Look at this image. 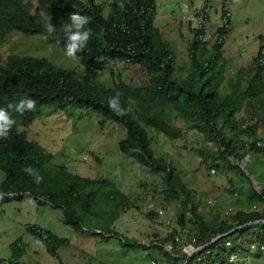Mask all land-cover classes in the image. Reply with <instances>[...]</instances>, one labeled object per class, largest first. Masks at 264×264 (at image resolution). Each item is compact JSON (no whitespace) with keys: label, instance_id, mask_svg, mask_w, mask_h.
Masks as SVG:
<instances>
[{"label":"trees","instance_id":"trees-1","mask_svg":"<svg viewBox=\"0 0 264 264\" xmlns=\"http://www.w3.org/2000/svg\"><path fill=\"white\" fill-rule=\"evenodd\" d=\"M59 1L87 8L78 0ZM91 13L99 24V31L93 37L90 44L92 51L84 61L88 63L105 58L140 65L146 72L148 82L132 85L120 81L117 87L112 88L95 85L93 93L74 80L72 73L65 72L47 80L37 78L31 86L32 90L37 94L50 95L62 105L72 102L91 108L106 119L123 125L127 133L119 142L120 150L149 167L151 172L162 174V207L154 206L148 215L155 219L161 216V222L166 224V220L170 219L163 209L168 207L164 204L166 201L176 208V227L173 229L171 224L166 225L171 231L165 236L154 233L142 241L130 238L111 226L118 216L111 207L123 208L129 201L127 195L106 177L76 175L70 178V182L66 181L62 175L47 171L49 161H44L42 168L37 170L43 177L39 184L32 175H24L21 168H4L5 178L0 191L4 195L0 205L27 197L46 201L55 208L63 209V222L72 230L107 241L114 238L117 240L114 245L123 252L137 247L145 250L152 248L154 251L150 255L156 264H159V260L166 264H177L186 259L187 255L179 252L175 246L179 225L183 232L191 225L189 234L197 237V244L209 246L204 250L202 260L190 259L188 264H230V255L239 257L247 254L246 251L253 256H264V186L252 181L249 177L251 173L248 175L242 166L248 152L264 156V44L260 45L250 63L237 66L235 71L229 73L230 64L222 57L221 43L208 49L194 40L188 50V58L181 60L183 62L179 65L171 42L153 30L146 18L145 14L149 11L136 9L123 0L122 3H115L109 19L99 15L98 7L93 8ZM139 19L144 34H136ZM117 93L120 94L117 105L127 110L126 115H117L109 108L110 98ZM129 100H135V104ZM148 127L171 141L183 137L189 130L200 131L206 140V147L198 150L202 164L209 171L215 169L212 172L215 173L216 169L220 172L222 162L227 161L230 169L232 167L247 175L248 182L244 176H240L246 182L241 190L229 177L227 191L233 197L243 198L239 200L241 204L251 202L261 207V211L241 207L233 215L210 220L211 217L202 212L197 190L184 180L175 160L165 158L152 148ZM17 137L18 134H13L10 141ZM209 143H213L215 148ZM10 155H17V150L0 139L1 167L5 165L1 158L6 159ZM29 166L34 169L33 165ZM53 170L60 168L54 167ZM162 210L164 214H161ZM107 214L110 215V222L100 225L99 221ZM29 232L43 242L48 253L59 264H65L58 251L68 244L66 238L45 229L31 228ZM225 240L232 241L231 250L225 248ZM156 246L158 251H155ZM11 247L15 256L23 253V245L18 241L13 242ZM207 250L210 252L207 253ZM157 254L159 256H154ZM0 264L21 263L0 258Z\"/></svg>","mask_w":264,"mask_h":264},{"label":"rangeland","instance_id":"rangeland-1","mask_svg":"<svg viewBox=\"0 0 264 264\" xmlns=\"http://www.w3.org/2000/svg\"><path fill=\"white\" fill-rule=\"evenodd\" d=\"M99 1L108 5L114 0ZM194 3L195 7L204 6V0H194ZM222 9V0H211L206 37L208 49L212 47L213 33L222 25ZM227 11L230 13V27L222 54L230 64L229 73H232L237 66L250 63L260 45L264 44V0H232L227 6ZM161 12V21L158 17L157 21L162 30L179 33L184 32V29L188 30L190 25L195 26L193 11L187 0L164 2L158 0V14ZM164 34L166 36V32ZM16 35L19 37V44L15 47L16 53L45 56L58 65L81 70L78 57L72 59L61 47L46 44L42 35ZM192 40L193 33L189 31L185 32L183 38L174 37L168 40L176 50L179 65L187 59L186 55L180 54L179 44L182 42L190 44ZM8 50L9 46L2 48L4 54ZM113 64L123 74L125 81L133 84L148 82L146 72L140 66L120 62ZM97 74V82L106 87L112 86L119 78L118 73L111 77L112 68L108 65L105 71H97ZM130 103L135 104V100H131ZM42 109L43 114L23 128L28 132L29 138L41 141L48 150L53 151L54 163L64 164L70 171L82 176L106 177L129 197L123 208L111 207L112 212L118 214L111 223L112 227L130 238H138L141 241L154 233L165 236L171 231L170 227L161 222L163 220L161 216L155 219L148 215L154 206L162 207L160 205L163 201L160 191L163 186L162 174L151 172L149 167L141 165L120 151L119 142L127 133L123 125L107 120L103 115L92 110L74 106H70L65 111L55 110L49 105L43 106ZM147 131L152 137V148L165 158H173L178 168L182 170L184 180L191 188L197 190L203 206L202 212L211 217L210 220L233 215L241 207L260 211V207L254 208L255 204L251 202L241 204L239 200L243 198L233 197L227 191V187L230 177L238 189H243L242 186L246 182L240 178L241 175L247 179V182L250 177L252 181L264 186V156L254 152L247 153L248 157L243 160L242 166L248 175L251 173L249 177L232 167L230 169L227 161L222 162L220 172L216 169V172L212 173L202 164V157L198 153L199 149L206 147V140L200 131L189 130L183 137L173 141L150 127ZM209 144L215 148L213 143ZM3 177L4 174L0 169V183ZM164 202L168 207L163 209L171 217V226L174 229L176 208ZM112 212L110 214H113ZM187 217L192 218L190 214H187ZM109 222L110 215L107 214L99 224L107 225ZM28 224H35L68 240V244L58 251L65 264L152 263L150 255V252L154 251L152 248L145 250L137 247L129 252H123L114 245L116 239L107 241L101 237L76 232L63 222L60 209L49 205H38L33 199L11 201L0 209L1 258L5 260L14 258L24 264H59L39 239L27 231ZM191 227V225L188 227L190 231ZM18 239L26 248L21 255L14 256L11 243ZM157 248L156 246L155 251H158ZM178 250L181 251V248L178 247ZM246 253L240 255L234 264H264V256H253L249 251ZM159 264L166 263L159 260Z\"/></svg>","mask_w":264,"mask_h":264},{"label":"clouds","instance_id":"clouds-1","mask_svg":"<svg viewBox=\"0 0 264 264\" xmlns=\"http://www.w3.org/2000/svg\"><path fill=\"white\" fill-rule=\"evenodd\" d=\"M78 1L87 6V8L81 7L76 3H62L59 0H0V139H3V142H8L11 147L17 150V155H10L6 159L1 158L5 164L4 167L0 166L1 171L4 174L3 180L5 178V171L3 169L8 166H12L14 168H21L24 175L27 173L32 175L35 182L39 184L43 180V177L37 170L42 168V163L44 161L50 162L47 168L49 173L60 174L66 181L70 182V178H72V176L80 175L70 171L64 164L54 163L53 151L48 150L46 145H44L41 141L30 139L28 132L23 128L27 127L37 117L43 114L42 108L45 105H49L55 110L62 111L67 110L70 106L92 111L94 110L87 107H81L72 102L62 105L58 102V100L50 95L35 93L31 86L35 83L37 78L47 80L60 74H64L65 72L72 73L74 80L81 82L89 91L93 93H95V85H99L104 88H112L114 86L117 87L120 81L137 85V83L133 84L132 82L125 81L123 74L119 72L113 64V62H120L135 65L133 63L127 61L121 62L107 60L105 58H97L88 63L84 61L85 56L92 51L90 48L91 41L94 36L98 35L97 32L99 31V24L91 13V10L98 7L99 15H101L104 19H109L115 7V3H122L123 0H114L108 5L104 2H100L99 0ZM127 1L136 9L149 11V13L145 14L146 18L151 22L153 30L158 31L161 37L166 41L173 39L174 37L183 38L185 32H192L193 40L190 44L187 42L179 44L180 54H184L188 58V50L194 40L199 41L202 46L204 45L208 48V41H206V37L210 20L208 10L211 6V0H204V6L201 8L195 7L194 0H187V4L193 11L195 26L190 25L188 30L184 29V32L180 31L179 33H172V30L167 29L162 30L157 21V17L160 21L162 17V12L158 14V0ZM160 1L164 2L165 0ZM231 1L232 0H222V25L218 28L217 32L213 33L212 36V47L216 46L217 43L222 44L220 50L221 54L223 53L226 38L229 33L230 13L227 11V6ZM137 22L138 29L136 34L137 32L144 34L145 31L142 29L141 20L139 19ZM165 32L166 36L164 34ZM16 34L21 36H31L36 34L42 35L46 44H55L61 47L66 55L72 59L78 57L80 59L79 68H81V70L78 71L58 65L45 56H33L30 54L16 53L15 47L19 44V37ZM5 46H9V50L6 54L2 52V48ZM107 65L112 68V78L117 73L119 74L118 81H114L113 85L110 87L103 86L97 82V71H105ZM119 96L120 94L117 93L115 97L110 98L109 108L117 115L123 116L127 114V110L122 106L118 107L117 101L119 100ZM13 134H18V137L15 140L10 141ZM32 136H34V133H32ZM29 165H33L34 169ZM54 167H59L61 171L53 170ZM213 170L215 171V169ZM213 170L212 172H214ZM3 180L0 183V191L2 190ZM3 195V193H0V199L3 198ZM29 199H33L38 205H49L52 208H55L50 203H47L46 201L41 202L35 197H27L21 201ZM8 202L2 203L0 205V209ZM57 209L62 211L63 220V209ZM26 228L28 232L31 228L37 230L44 229L35 224H28ZM176 230L177 232H183L180 225ZM184 231L188 234L190 232L188 228ZM32 235L35 236V234ZM189 236L196 237L190 234ZM16 241L23 245L24 251L26 248L25 244L19 239ZM39 241L41 242L40 239ZM228 242H231V245H229ZM41 243L43 244V242ZM189 244L190 242L188 243L186 241L182 243H178L176 241V249L178 250V247L181 248V251L179 250V252L187 255L184 261H178L177 264H188L190 259L199 262V258L202 260L205 256L204 250L209 247L208 244ZM196 246H203V248L197 252L190 251L195 249ZM187 248L189 250H187ZM225 248L227 250H231L232 241L225 240ZM209 252L210 250H207V253ZM232 256H234V258ZM11 259L17 260L14 258ZM237 259L238 257L235 254H232L228 260L230 264H234ZM20 263L24 264L22 262ZM151 264H156V262L152 261Z\"/></svg>","mask_w":264,"mask_h":264},{"label":"built area","instance_id":"built-area-1","mask_svg":"<svg viewBox=\"0 0 264 264\" xmlns=\"http://www.w3.org/2000/svg\"><path fill=\"white\" fill-rule=\"evenodd\" d=\"M214 171V170H213ZM258 206H256V205H254V208H257ZM259 209V208H258ZM260 211H261V207H260V209H259ZM161 212V214H164V211L162 210V211H160ZM172 223V221H171V219H167L166 220V224H171ZM175 239H176V241L178 242V243H182V242H190V244L189 245H191V244H193V245H196L197 244V239H196V237H193V236H189V234L186 232V231H184V232H177L176 234H175ZM228 244L229 245H231V242H228ZM188 245V246H189ZM203 248V246H196L195 247V249H192V250H190V251H199L200 249H202ZM187 250H189L188 248H187ZM233 258H234V256H232ZM199 260H201V258H199Z\"/></svg>","mask_w":264,"mask_h":264}]
</instances>
